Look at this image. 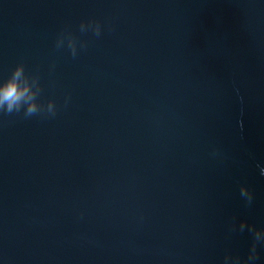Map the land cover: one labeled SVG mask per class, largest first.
<instances>
[{
    "label": "water",
    "instance_id": "1",
    "mask_svg": "<svg viewBox=\"0 0 264 264\" xmlns=\"http://www.w3.org/2000/svg\"><path fill=\"white\" fill-rule=\"evenodd\" d=\"M21 61L57 111L0 113V264L246 258L240 222L264 229V0H0V81Z\"/></svg>",
    "mask_w": 264,
    "mask_h": 264
},
{
    "label": "clouds",
    "instance_id": "2",
    "mask_svg": "<svg viewBox=\"0 0 264 264\" xmlns=\"http://www.w3.org/2000/svg\"><path fill=\"white\" fill-rule=\"evenodd\" d=\"M79 31L81 33L91 31L93 35L99 37L102 33V28L99 21L88 20L87 22H80ZM65 41H67V47L71 55L75 58L77 55L76 39L71 32L64 31L58 35L55 47L57 49L63 48ZM84 46V44H81V47ZM41 91L39 77L27 74L24 63L22 61L18 62L11 70V73L0 81V113L12 115L22 112L25 119L34 116L55 117L57 109L52 100H48L46 104L38 101ZM213 155H218V153H213ZM260 174L264 175V168H260ZM239 191L245 204L250 206L254 199L252 191L243 184L240 186ZM246 227L252 236V242L246 258L241 260L239 256L226 254L223 264H257V261L260 259L258 245L264 246V229L245 225L242 221L239 224V231L243 232ZM236 230L233 224L230 231Z\"/></svg>",
    "mask_w": 264,
    "mask_h": 264
}]
</instances>
